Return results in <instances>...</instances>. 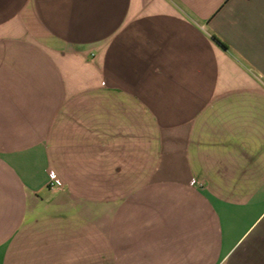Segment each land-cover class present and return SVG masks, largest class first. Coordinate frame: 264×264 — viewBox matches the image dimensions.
<instances>
[{
  "label": "crops",
  "instance_id": "0c3cea01",
  "mask_svg": "<svg viewBox=\"0 0 264 264\" xmlns=\"http://www.w3.org/2000/svg\"><path fill=\"white\" fill-rule=\"evenodd\" d=\"M0 264H264V0H0Z\"/></svg>",
  "mask_w": 264,
  "mask_h": 264
},
{
  "label": "built area",
  "instance_id": "2783aa9c",
  "mask_svg": "<svg viewBox=\"0 0 264 264\" xmlns=\"http://www.w3.org/2000/svg\"><path fill=\"white\" fill-rule=\"evenodd\" d=\"M49 187L51 189H63L64 183L54 170L50 171Z\"/></svg>",
  "mask_w": 264,
  "mask_h": 264
}]
</instances>
